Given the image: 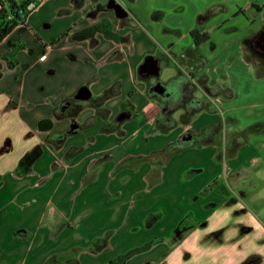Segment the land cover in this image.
Returning a JSON list of instances; mask_svg holds the SVG:
<instances>
[{
  "label": "crops",
  "instance_id": "1",
  "mask_svg": "<svg viewBox=\"0 0 264 264\" xmlns=\"http://www.w3.org/2000/svg\"><path fill=\"white\" fill-rule=\"evenodd\" d=\"M225 1L224 28L264 16ZM99 3L41 0L0 44V264H264V27L160 51Z\"/></svg>",
  "mask_w": 264,
  "mask_h": 264
},
{
  "label": "rangeland",
  "instance_id": "2",
  "mask_svg": "<svg viewBox=\"0 0 264 264\" xmlns=\"http://www.w3.org/2000/svg\"><path fill=\"white\" fill-rule=\"evenodd\" d=\"M116 1L127 9L129 12V17L125 19H119L111 11H105L107 12L105 14H110L116 24L121 26L131 25V22H139L138 26L130 27H136L133 29L149 36L151 42H148L144 48L152 47L153 42L156 47L160 49V51H164V49H166L165 47L167 46L164 44L163 47L161 46L157 38V36H161L158 29L161 30L164 27L166 32L164 33L165 36H188L189 30L192 27L197 26L199 14L205 15L208 12L210 13L208 20L202 25V27L210 31L213 30L209 34L210 36H216L215 38H218L217 36H240V38H242L247 36L249 30L256 32L260 31L264 27V16L262 15L255 17L253 22L251 20V24L248 26V29H237L236 27L238 26H235L234 20L233 23L230 24L232 19H228L226 22L227 26L229 27L224 28L225 19L229 15L225 12V5L223 4L225 0H135L134 2L133 0ZM243 1L244 0H237L235 2L242 3ZM99 2V4H101L100 6H106L108 0H99ZM226 3L229 4L228 2ZM100 10H102L101 7L99 8V11L94 10V16L95 14L103 12ZM90 12L92 14V10ZM119 41H121V38ZM181 42H183V40ZM150 56L151 55L144 57L143 61H145ZM174 58L176 62L178 61L181 64H189L191 61V54L186 53L181 55V57L174 56ZM163 78L164 75L161 74L159 81H161ZM150 80L152 84L155 83L153 78ZM173 86L175 87L176 85L174 84Z\"/></svg>",
  "mask_w": 264,
  "mask_h": 264
},
{
  "label": "trees",
  "instance_id": "3",
  "mask_svg": "<svg viewBox=\"0 0 264 264\" xmlns=\"http://www.w3.org/2000/svg\"><path fill=\"white\" fill-rule=\"evenodd\" d=\"M32 0H0V44L3 40L15 30L17 27L24 25L27 26V19L31 13L26 12V7L28 3ZM101 9H105L106 6H100ZM210 13L201 15L198 18L197 26L191 31L190 35L193 40V47H199L201 44L209 41L210 35L202 25L208 20ZM130 26H137V22H131ZM96 27L91 28L95 31ZM97 29L102 32L105 37L110 39L120 40L119 36L113 33L112 25L109 21H103L98 26ZM68 31V30H67ZM67 34L65 32L57 40L53 41L48 46H54L58 41ZM39 38V36H36ZM81 37V36H80ZM84 37V36H82ZM47 47V46H46ZM144 76V74H140ZM191 88V86L189 87ZM263 258L260 256H251L245 260L242 264H260Z\"/></svg>",
  "mask_w": 264,
  "mask_h": 264
},
{
  "label": "water",
  "instance_id": "4",
  "mask_svg": "<svg viewBox=\"0 0 264 264\" xmlns=\"http://www.w3.org/2000/svg\"><path fill=\"white\" fill-rule=\"evenodd\" d=\"M106 7L107 9L114 11L116 17L119 19H125L129 17V12L127 11V9L122 4L117 3L116 0H109ZM149 61L151 62L150 68L148 64ZM139 72L140 74H145L148 77H159L160 75L159 61L155 57L147 58L144 61V63L140 66ZM154 91L159 94H162L164 93L165 88L162 83L158 82L154 87ZM90 96L91 94L88 88L83 87L77 94L76 98L80 100H86L89 99Z\"/></svg>",
  "mask_w": 264,
  "mask_h": 264
},
{
  "label": "flooded vegetation",
  "instance_id": "5",
  "mask_svg": "<svg viewBox=\"0 0 264 264\" xmlns=\"http://www.w3.org/2000/svg\"><path fill=\"white\" fill-rule=\"evenodd\" d=\"M249 44H250V47L252 50H254L256 52L262 51L264 53V32L257 35V38H255L254 40L249 41ZM148 64H149V68H150L151 62L149 61ZM144 76L147 77V75H145V74H144ZM148 78H153L155 80V84L151 87V90L156 94L157 92L154 91V87H155L156 83H158L159 81H157L158 80L157 77H148ZM164 88H165V85H164Z\"/></svg>",
  "mask_w": 264,
  "mask_h": 264
},
{
  "label": "built area",
  "instance_id": "6",
  "mask_svg": "<svg viewBox=\"0 0 264 264\" xmlns=\"http://www.w3.org/2000/svg\"><path fill=\"white\" fill-rule=\"evenodd\" d=\"M40 3H41V0L30 1L26 7V12L32 13L39 7Z\"/></svg>",
  "mask_w": 264,
  "mask_h": 264
}]
</instances>
